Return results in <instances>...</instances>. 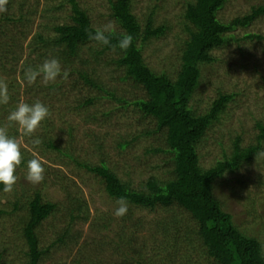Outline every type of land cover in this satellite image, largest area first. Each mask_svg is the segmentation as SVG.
<instances>
[{
	"label": "rangeland",
	"instance_id": "374dc122",
	"mask_svg": "<svg viewBox=\"0 0 264 264\" xmlns=\"http://www.w3.org/2000/svg\"><path fill=\"white\" fill-rule=\"evenodd\" d=\"M76 1L94 28L115 22L117 33H125L113 15L111 1L116 0ZM188 1L132 0L133 13L143 27L152 14L154 28L168 27L159 38L145 42L142 53L154 73L172 81L181 71L182 52L189 38L183 23ZM258 5H264V0H226L218 18L230 22ZM6 8L4 14L0 12V79L7 82L10 99L7 105H0V124H8L9 111L21 101L44 103L50 116L34 133L42 141L39 146H34L32 138L18 126L8 124L9 135L21 146L23 162L17 168L13 191L0 190V264H27L29 249L23 232L28 202L36 193L60 207L39 230L43 248L57 241L68 226L71 198L84 204L82 215L88 216L87 221L83 218L71 226L77 243L70 240L68 246L57 245L41 264H214L194 232L197 225L180 208L149 211L129 205L127 214L117 217L116 200L105 191L101 177L80 165L104 162L139 191L149 179L172 178L174 164L172 155L164 152L169 148L164 132H158L157 122L135 105L147 99V93L132 80L122 79L125 72L116 65L115 52L98 56L101 47L89 44L79 59H73L74 64L65 66L60 60L69 73L67 79L29 86L23 79L26 68L41 64L45 58H57L54 52L60 50L54 47V52L48 51L37 36L57 38L54 27L72 24L71 4L68 0H10ZM3 30L7 34H1ZM232 34L233 40L212 51L213 61L201 65L200 86L190 102L193 113L205 115L220 95H234L198 145L204 169L231 160L238 138L242 148L257 145L261 134L258 124L264 125V16ZM247 34L263 39H245ZM81 68L94 71L93 77L105 90L127 103L86 85L71 71ZM90 99L94 103L88 104ZM33 158L45 168L39 184L26 179L25 162ZM215 185V195L233 215L236 227L264 246V158L257 159L255 154L249 163L225 173ZM172 215L181 222L179 233L163 232L161 227L170 223ZM187 228L191 232L184 237Z\"/></svg>",
	"mask_w": 264,
	"mask_h": 264
},
{
	"label": "trees",
	"instance_id": "16d2710c",
	"mask_svg": "<svg viewBox=\"0 0 264 264\" xmlns=\"http://www.w3.org/2000/svg\"><path fill=\"white\" fill-rule=\"evenodd\" d=\"M68 1L71 4L73 23L54 27V31L58 34L57 38L46 39L42 34L37 36L38 42L43 43L47 50L51 49L54 52V47L60 48L54 53L59 60H63L65 66L74 64L73 59L80 58L84 47L89 44L99 45L88 39L89 30L95 28L87 13L80 8L76 0ZM225 2L226 0H191L186 3L183 23L189 38L182 52L181 71L177 80L172 81L166 75L154 73L146 65L142 53V45L151 38L162 36L168 27L163 25L154 28L153 14L143 27L133 13L132 0L111 1L113 15L125 33L134 37L133 45L127 52L119 49L113 51L99 45L101 50L97 51L96 55L115 52L118 56L115 63L125 72L122 79L132 80L146 91L148 98L136 101L135 105L146 116L152 117L157 122L158 132H164L169 146L164 152L172 155L174 169L170 180L149 179L144 189L139 191L132 188L130 183L122 181L104 162L99 166L80 165L101 177L105 191L113 200L126 196L131 207L149 211L180 208L197 225L194 232L214 264H264L263 244L256 238L245 235L236 227L233 215L224 210L222 202L215 195V184L225 173L249 163L260 151L264 142V125L258 124L261 134L258 136L257 145L242 148L238 138L234 143L231 160L219 161L209 169L201 166L196 151L208 129L219 120L227 103L234 98L232 94H222L205 115L193 113L190 102L200 86L201 65L212 62V51L224 47L234 39L232 32L240 27L246 28L264 16V5H258L243 17L222 22L218 18V12ZM23 17L21 16L19 20H24ZM1 34L7 33L3 30ZM244 36L245 39L251 40L263 39L262 36L255 34ZM82 64L86 66L88 61H82ZM71 71L76 72L86 85L104 92L107 97L116 98L114 93L105 90L93 77L94 71L90 73L85 68L71 69ZM116 100L126 102L124 99L116 98ZM87 103H94V99H90ZM50 147L55 149L52 144ZM71 200L74 201L70 202L68 210L70 222L58 240L48 248L42 247L39 230L45 221L60 212V207L58 204L45 202L39 193L28 202V219L23 232L29 249L26 254L27 264H41L50 254L51 249L57 245L68 246L70 240L77 243L71 226L75 221L83 218L87 221L88 216L82 215L84 204L81 201L78 203L79 199L71 198ZM2 213L0 211V215ZM177 218L173 216L169 220L170 223H162L163 232L172 230L179 233L181 222ZM185 231L186 233L182 235L184 237L191 232L189 228ZM2 258L3 256L0 255V263Z\"/></svg>",
	"mask_w": 264,
	"mask_h": 264
},
{
	"label": "clouds",
	"instance_id": "9594fccd",
	"mask_svg": "<svg viewBox=\"0 0 264 264\" xmlns=\"http://www.w3.org/2000/svg\"><path fill=\"white\" fill-rule=\"evenodd\" d=\"M7 0H0V12H6ZM88 39L104 47L115 51L127 52L133 45L134 37L128 33H117L115 22H110L103 27L89 30ZM115 40V43H113ZM69 73L65 70L58 58H45L41 64L29 66L23 73V79L31 86L38 81L44 84H55L58 79H67ZM9 86L4 79H0V105L9 103ZM50 116V109L40 101L32 103L19 102L8 113V124L16 125L22 129L28 137L32 138V144L39 146L42 141L34 137V133ZM8 124H0V186L5 193L12 192L17 182L16 171L22 165L23 155L18 140L9 135ZM258 158H264V150L259 151ZM26 179L39 184L44 180L45 168L39 159L33 158L25 162ZM114 215L122 217L129 210V201L126 196L116 199Z\"/></svg>",
	"mask_w": 264,
	"mask_h": 264
}]
</instances>
